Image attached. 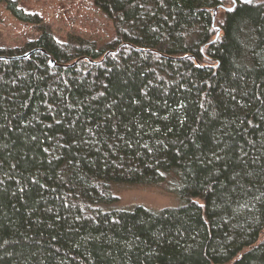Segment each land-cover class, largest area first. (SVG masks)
<instances>
[{
  "label": "trees",
  "instance_id": "1",
  "mask_svg": "<svg viewBox=\"0 0 264 264\" xmlns=\"http://www.w3.org/2000/svg\"><path fill=\"white\" fill-rule=\"evenodd\" d=\"M20 2L38 35L0 47L34 50L0 58V264H264L262 1L94 0L104 46Z\"/></svg>",
  "mask_w": 264,
  "mask_h": 264
},
{
  "label": "rangeland",
  "instance_id": "2",
  "mask_svg": "<svg viewBox=\"0 0 264 264\" xmlns=\"http://www.w3.org/2000/svg\"><path fill=\"white\" fill-rule=\"evenodd\" d=\"M261 1L264 5V0ZM20 6L24 11L40 16L52 34L61 41L77 35L94 41L97 46H104L115 38L112 20L95 5L94 0H21ZM37 35L33 24L16 20L4 4H0V47L21 48ZM117 194L120 203L126 206L141 203L160 208L178 202L175 195L163 187L126 186L118 188Z\"/></svg>",
  "mask_w": 264,
  "mask_h": 264
},
{
  "label": "water",
  "instance_id": "3",
  "mask_svg": "<svg viewBox=\"0 0 264 264\" xmlns=\"http://www.w3.org/2000/svg\"><path fill=\"white\" fill-rule=\"evenodd\" d=\"M215 12H216V9H213V13L214 14H215ZM33 51L34 50L26 52V53H24L22 55H18V56H10V57L0 56V58H5V59L22 58V57H26V56L30 55ZM49 63L52 64V65H56V62L53 59H50Z\"/></svg>",
  "mask_w": 264,
  "mask_h": 264
},
{
  "label": "flooded vegetation",
  "instance_id": "4",
  "mask_svg": "<svg viewBox=\"0 0 264 264\" xmlns=\"http://www.w3.org/2000/svg\"><path fill=\"white\" fill-rule=\"evenodd\" d=\"M216 9V8H215ZM216 13V12H215ZM215 15V14H214Z\"/></svg>",
  "mask_w": 264,
  "mask_h": 264
}]
</instances>
